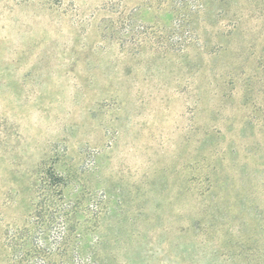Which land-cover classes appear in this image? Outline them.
<instances>
[{"label": "rangeland", "instance_id": "rangeland-1", "mask_svg": "<svg viewBox=\"0 0 264 264\" xmlns=\"http://www.w3.org/2000/svg\"><path fill=\"white\" fill-rule=\"evenodd\" d=\"M0 264H264V0H0Z\"/></svg>", "mask_w": 264, "mask_h": 264}, {"label": "trees", "instance_id": "trees-1", "mask_svg": "<svg viewBox=\"0 0 264 264\" xmlns=\"http://www.w3.org/2000/svg\"><path fill=\"white\" fill-rule=\"evenodd\" d=\"M44 187H47L46 188L47 190L44 193H46V195L48 196L49 199L53 196L55 191H57L58 194H60V192H61V189H60L61 188V182H60L58 177L57 178H55L54 176L49 177L46 181H44ZM53 188H55V191ZM64 236H65V233L63 234V236H61L58 244L63 243Z\"/></svg>", "mask_w": 264, "mask_h": 264}]
</instances>
